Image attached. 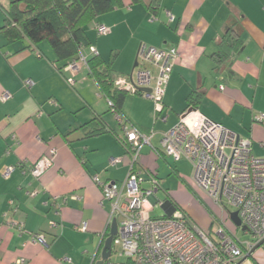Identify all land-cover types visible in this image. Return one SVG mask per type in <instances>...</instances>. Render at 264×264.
Masks as SVG:
<instances>
[{"label":"crops","instance_id":"obj_1","mask_svg":"<svg viewBox=\"0 0 264 264\" xmlns=\"http://www.w3.org/2000/svg\"><path fill=\"white\" fill-rule=\"evenodd\" d=\"M9 1L0 0V26ZM156 1L153 9L144 2L124 4L86 26V30L94 23L109 27L108 34H96L95 39L94 30L87 33L99 56L112 59L119 75H126L130 69L126 65L137 60L140 43L178 48L179 60L161 112H155L154 103L139 92L127 93L122 101L128 122L145 133L153 131L151 145L141 148L137 164L142 187L150 183V175L161 178V163L168 175L184 182L176 161L153 148L160 151L162 132L193 105L190 94L198 110L240 137L251 138L252 153L264 157V121L253 119L264 115V0ZM226 39L233 45L229 56L221 59L218 53ZM58 66L48 42H9L0 31V97L4 91L11 94L0 98V264H95L112 218L110 203L102 199L92 176L118 182L127 174L130 156L122 127L88 76L87 65L76 73ZM28 79L33 81L30 87L25 86ZM97 116L105 130L87 134L89 129L82 126ZM52 148L57 152L52 165L39 178L32 177L28 167ZM112 157L121 160L110 165ZM10 166L13 169L5 176ZM191 183L216 205L196 184L193 170ZM164 192L170 199L167 209L178 207L177 198ZM216 206L227 225V213ZM82 223L86 230L75 229ZM37 234L44 236V244L34 239Z\"/></svg>","mask_w":264,"mask_h":264},{"label":"built area","instance_id":"obj_2","mask_svg":"<svg viewBox=\"0 0 264 264\" xmlns=\"http://www.w3.org/2000/svg\"><path fill=\"white\" fill-rule=\"evenodd\" d=\"M169 20H173L172 15H169ZM94 28L98 35H106L110 31L100 23H94ZM88 52L98 54L93 45L88 47ZM178 60L176 45L163 49L140 43L135 70L118 75L114 85L130 93H141L154 103V110L159 113L163 109L162 98L170 74ZM86 61V54L80 51L78 59L69 62L63 70L76 73L81 65H87ZM68 81L73 82L71 78ZM32 84L30 79L25 81L27 87ZM144 87H149L150 92L140 91ZM219 89L222 90L223 86ZM10 97V92L4 91L0 98L6 100ZM107 102L111 106V102ZM113 113L122 127L130 160L122 181H104L97 175L92 176L101 190L102 199L110 203V217L117 222L109 257L102 264H264L262 248L257 249L261 255L254 251L247 256L259 241L262 240L264 246V157L252 153L251 138L240 137L197 108L190 107L178 115L172 127L162 132L160 151L153 148L156 154L161 152L174 161L188 160L198 187L227 215L229 211H237L241 226H245V232L254 239L242 245L233 232L228 230L230 234H227L221 227L216 232L219 239L210 238L209 230L199 227L176 208L169 215L157 217L151 214L154 204L150 198L160 187L153 175L149 176L151 188L142 187L143 179L137 164L141 148L151 145L153 131L145 133L122 115ZM253 119L263 122L264 115L256 114ZM56 153L52 148L39 157L28 167L30 175L39 178L52 165ZM120 160L112 157L109 163L115 165ZM12 169V166L7 167L4 175L7 176ZM227 206L233 210H227ZM51 225L56 224L52 222ZM15 226L22 229L19 223ZM75 229L84 231L86 224L77 225ZM34 239L45 243L42 234L35 235Z\"/></svg>","mask_w":264,"mask_h":264},{"label":"trees","instance_id":"obj_3","mask_svg":"<svg viewBox=\"0 0 264 264\" xmlns=\"http://www.w3.org/2000/svg\"><path fill=\"white\" fill-rule=\"evenodd\" d=\"M143 2L145 3L144 0H10L3 8L5 17L0 31L9 42L27 39L30 44L37 45L46 40L61 71L69 62L78 59L83 47L91 45L86 30L89 23L99 15L124 4ZM156 2L150 0L145 4L147 8L153 9ZM232 45V39H226L218 56L221 59L227 58ZM86 62L88 76L95 81L99 92L111 102L110 109L125 117L121 105L128 92L114 85L119 74L113 71L112 59L104 60L98 53L90 54ZM194 99L190 94L189 103L193 105L189 107L196 108ZM103 126L97 116L82 127L89 129L87 134L92 135L103 132ZM123 144L126 146L124 140Z\"/></svg>","mask_w":264,"mask_h":264},{"label":"rangeland","instance_id":"obj_4","mask_svg":"<svg viewBox=\"0 0 264 264\" xmlns=\"http://www.w3.org/2000/svg\"><path fill=\"white\" fill-rule=\"evenodd\" d=\"M94 30L92 35L95 39L97 36V32L94 26H88L87 30ZM46 43V40H43L42 43ZM83 52L88 51L87 47H83ZM126 66H130L129 71L124 72L129 74L131 72L133 63ZM130 94V92H128ZM177 166L180 169L183 181L178 179L174 174L168 175V169L166 165L161 163V170L159 172L160 179H158V185L160 189L153 196V210L151 214L153 216H163L165 212L170 209V199L166 197V193L164 190H168L171 192L178 200V207H174L178 210H185L186 216L190 221H194L199 227H204L210 231V238L214 240H218L219 236L216 234L217 230L221 227L223 228L227 234H230L229 231L233 232L236 240L242 245L246 242H253L254 239L250 234L245 231H242L240 228H237L233 225V223L229 220L227 225L223 223L221 217H219V210L216 205L212 204L210 199L198 188L191 183V175H192V165L191 163L182 158L176 161ZM143 186L145 188H151V184L148 182H144ZM163 186V187H162ZM172 195V196H173ZM173 196V197H174ZM161 202L162 204H159ZM165 204V206H163ZM168 208V209H167ZM227 210H233L232 207L227 206ZM229 230V231H228ZM257 255H261V252H258ZM112 260H115V257L112 256Z\"/></svg>","mask_w":264,"mask_h":264},{"label":"water","instance_id":"obj_5","mask_svg":"<svg viewBox=\"0 0 264 264\" xmlns=\"http://www.w3.org/2000/svg\"><path fill=\"white\" fill-rule=\"evenodd\" d=\"M137 61L134 62L133 66H136ZM150 88L149 87H144L141 88L140 91L143 92H150ZM165 206V204L163 205ZM173 211V209L168 210L165 214L169 215L171 214ZM228 217L229 220L236 226V227H240V229L242 231L246 230L245 226H241V221L240 218L238 217V213L237 211H229L228 212ZM117 233V222L116 219H112L111 223H110V231H109V235L108 237L104 240V244L103 247L101 249V253H100V259L97 260V262L95 264H102L103 260L107 259L109 257L110 254V249H111V241L113 236ZM263 241H259L258 243H256L252 249L250 251H248L247 256H250L254 251H256L259 248H262L264 250V246L262 245Z\"/></svg>","mask_w":264,"mask_h":264}]
</instances>
